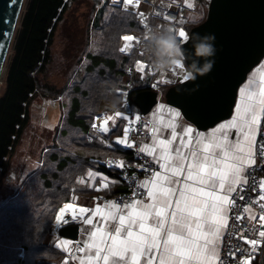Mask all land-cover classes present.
<instances>
[{
    "label": "trees",
    "instance_id": "1",
    "mask_svg": "<svg viewBox=\"0 0 264 264\" xmlns=\"http://www.w3.org/2000/svg\"><path fill=\"white\" fill-rule=\"evenodd\" d=\"M78 1L81 0H28L20 20L14 55L5 73V90L0 97V179L29 121L32 98L57 101L63 114L60 112L52 142L43 152L41 166L17 192L0 203V264L61 262L63 253L46 240L63 203L73 196L85 195L92 199L98 195L76 183V178L87 168L116 177L118 187L104 196L127 190L113 171L92 161L106 157L130 160L128 151L107 146L113 137L121 134L124 121H119L105 135L98 134L91 126L95 116L120 110L121 98L116 90L125 88L127 83L131 86L129 99L135 111L138 109L132 102L133 96L152 90L150 84L155 76L140 80L135 75H127L136 59L150 62L143 50L140 48V54L133 50L129 55L118 51L120 35L142 34L136 21L138 13L123 9L121 4L98 7L96 1L92 7L90 32H86L88 42L75 64L70 85L57 93L38 81L51 63L54 31L70 5ZM195 11L198 17L185 23L187 32L205 20L206 4L197 0ZM113 101L119 103L114 105ZM20 252L22 258L18 257ZM43 253H46L44 257Z\"/></svg>",
    "mask_w": 264,
    "mask_h": 264
},
{
    "label": "snow or ice",
    "instance_id": "2",
    "mask_svg": "<svg viewBox=\"0 0 264 264\" xmlns=\"http://www.w3.org/2000/svg\"><path fill=\"white\" fill-rule=\"evenodd\" d=\"M122 3L128 10L129 6L138 8L140 0H122ZM140 16L143 20L144 13L141 12ZM177 36L182 40L188 38L183 28L178 30ZM121 39L125 42L119 49L122 53L132 48L133 41L139 43L128 34ZM136 67L143 71L145 65L137 62ZM183 69L184 65L178 62L172 72L187 81ZM260 81L262 86L258 92L250 86L240 89L236 115L232 120L219 124L210 135L181 125L182 134L175 149L173 142L178 138L176 129L181 114L168 109L170 119L166 125L161 121V125L172 129V139H158L160 129L154 125L153 144L139 149L153 156L160 168V171L152 173L150 180L140 184L146 190L148 202L133 199L121 208L109 201L104 209L79 208L81 216L91 211V216L101 217L105 225L115 222L111 230L96 226L89 232L86 245L76 250L86 252L94 249L95 252L94 255L87 254L80 264H100L101 261L103 264H223L220 244L228 226L229 210L235 203L231 196L238 186L248 183L246 172L249 168L255 170L253 166L258 164L257 157H260V165L264 166V145H257V133L261 131V118L264 117V75ZM171 82L165 80V83ZM251 83L250 80L249 85ZM159 108L163 110L165 105L161 104ZM115 115L122 116V113L118 111ZM113 118L106 116L100 130L107 132L105 125ZM232 129H236L235 141L229 139ZM128 131L126 128L124 138H117L116 142L132 147L128 142ZM108 163L111 165L113 161ZM115 166L123 168L124 161H115ZM93 175V172H88L89 177ZM102 187L107 188L108 184L103 183ZM259 187V199L264 201V180L259 182ZM73 208L72 204L65 203L59 209L55 217L58 225L65 210ZM260 208L264 211V204H260ZM249 210L248 207L244 209L245 212ZM91 216L84 218L83 223L93 224ZM240 218L235 217L236 220ZM259 219L264 221V214ZM259 237L264 239V230L259 231ZM261 239H247L246 243L255 251ZM68 245L69 241H62L58 246L67 251Z\"/></svg>",
    "mask_w": 264,
    "mask_h": 264
},
{
    "label": "water",
    "instance_id": "3",
    "mask_svg": "<svg viewBox=\"0 0 264 264\" xmlns=\"http://www.w3.org/2000/svg\"><path fill=\"white\" fill-rule=\"evenodd\" d=\"M23 4L24 0H0V80ZM206 6L205 20L191 28L188 36L215 35L213 69L195 81L178 78L164 91L165 103L177 108L198 130L209 129L231 116L238 89L264 59V0H208ZM183 47L191 59V42ZM159 93L144 90L136 93L132 102L146 116L157 104ZM57 234L76 241L78 226L63 225Z\"/></svg>",
    "mask_w": 264,
    "mask_h": 264
},
{
    "label": "built area",
    "instance_id": "4",
    "mask_svg": "<svg viewBox=\"0 0 264 264\" xmlns=\"http://www.w3.org/2000/svg\"><path fill=\"white\" fill-rule=\"evenodd\" d=\"M140 13L137 14L136 21L143 30L142 34L140 36L128 34L134 36L136 41H140V38L152 28L150 21L157 13L168 17L171 21L177 19L176 13H169L166 10H159L155 7L147 12H143V20L141 19ZM145 24H147V28ZM124 43L125 42L121 39L119 49ZM133 50H136L137 53L140 54L139 43L133 41L132 48L129 51L122 53L119 50V52L123 55H129ZM137 62H141L145 65L143 71L137 70ZM160 73L161 71L154 69L150 62L142 59H136L132 68L127 71L128 76L135 75L140 80L152 76L157 77ZM130 87V83H127L125 88L116 90V94L121 98L119 112L122 113L121 117L124 121V125L121 134L113 141V146L129 152L130 160L127 161L122 158L107 157L97 161L104 169L113 171L117 175L119 181L125 185L127 190L111 197L95 198V200L101 201L104 204H108L109 201H112L123 206L125 203H131L133 199L145 200L147 198V193L144 188L140 187V184L146 179L150 180L152 173L159 170L158 165H156L145 152L139 151L140 147H142L145 142L149 141L152 135L149 123L144 119V116L139 111L133 110L131 106L129 99ZM150 87L156 90L158 81L154 79ZM99 117L103 118V115ZM126 128L129 130L128 142L132 147L116 142L117 138H124V130ZM260 129L261 131L257 133L258 146L264 145V117L261 118ZM109 160L113 161V164L109 165ZM117 160L124 161L123 168L115 166V161ZM257 160L258 164L253 166L255 170L253 171L252 168H249L246 172L248 183L238 186L237 191L231 196V199H233L235 203L229 210L228 226L224 231L220 244V257L223 264H264V239L259 237V231L264 230V221L259 219L260 215L264 214V211L260 208V204H264V201L259 199L261 195L259 182L264 180V166L259 163L260 157H257ZM253 178L256 180L255 186L253 185ZM245 207L254 211V217L249 215L250 210L248 212L244 211ZM237 216L241 218L236 220L235 217ZM252 238L261 239V242L255 246V251H253V246L246 243L247 239ZM18 257H22V252L18 254Z\"/></svg>",
    "mask_w": 264,
    "mask_h": 264
},
{
    "label": "crops",
    "instance_id": "5",
    "mask_svg": "<svg viewBox=\"0 0 264 264\" xmlns=\"http://www.w3.org/2000/svg\"><path fill=\"white\" fill-rule=\"evenodd\" d=\"M120 2L122 5V8L125 9V6L123 5L122 0H120ZM202 2H203V4L204 3L206 4L208 2V0H202ZM196 3H197V0H140V4H139L138 8H133V7L129 6L127 11L140 13V12H147L150 9H152L153 7H155L159 10H166L169 13H176L177 19L175 21H171L169 18L164 19V17H166V16H162L159 13H157L154 16V18L150 21L151 27L152 28L161 27V25H162V27L163 26H171L172 28H174L176 30V33L178 32V30L180 28H183L186 31V33L188 34L186 27H185V23L193 21L198 17V15L196 14V11H195ZM189 5H191V7H189ZM181 20H183V23H181ZM261 65H264V59L260 62V64L258 66H256L248 74L246 81L238 89L236 102H235L231 116L228 119L214 125L213 127L209 128V129H206V130L196 129L191 123H189L188 121H186L183 118L181 112L177 108L172 107L170 105H167L165 103L164 89L166 90L171 85L177 83V80L180 77L178 75L173 74V72H172L173 68H171L167 71L161 72L155 78L158 81V88H156V91L160 92L157 96V104L151 109V111L146 116H144V119L147 121V123H149L152 137L149 141L145 142L143 144V146H151L153 144L154 137H153L152 128L154 125L160 129L159 132L157 133L158 139H165V140L172 139V129L161 125V121H163L165 125L169 121L170 116L168 114V109H170V108L175 109L176 111H179L181 114L179 121H178L177 129H176L178 138L176 141L173 142V148L174 149L179 146V136L182 134L181 125L190 126L194 129H196V131H198V132L204 133L205 135H210L213 132V129L218 127L219 124H222V123H225L226 121L232 120V118L236 115V105L240 102V99H241L240 89L244 88L245 86H250L251 88H253L254 90H256L258 92L260 87L262 86L261 81H260V77L262 75H264V69H261ZM183 71L184 72L186 71L185 67H184ZM165 80H170L172 82L171 83H165ZM250 80L252 81L251 85H249ZM54 102H57V101H53V104H54ZM161 104L165 105V108L163 110H161L159 108V106ZM116 112H118V111L101 113L98 116H95V118L93 120L92 125L96 124V119L100 115H103V119L106 116H113L114 118L112 120L108 121L107 125H105L108 128L107 132H103L100 130V126L103 123V121H102L101 124L99 125L101 120H99L97 122L98 125L96 124L97 125L96 128H93L91 126L92 130H94L95 132H97L100 135L107 134L111 129H113L114 127L117 126L119 121H123L121 116L115 115ZM47 120H48V118L46 115L45 122ZM59 120H60V117H59ZM45 122H43V127L47 128V123H45ZM116 137L117 136L113 137L112 142L107 144L108 147H113V141ZM236 138H237L236 129H232L230 132V135H229V139L232 141H235ZM149 157L159 167V164L156 162V160L153 159V156H149ZM92 161L97 163V161H99V159H94ZM39 162H40V160H37V168L39 166H41L42 160L40 163ZM89 171L94 173V175L92 177L88 176ZM158 171H160V168ZM180 179L182 181L183 177H181ZM76 183L82 187L87 188V190H89L91 192L93 191L95 193H98V195L94 196L92 199H88L85 195H82L80 197L73 196L71 198V200L67 203L72 204L74 206V208L65 210V212L63 214L62 222L59 225L57 224L55 217H56V215L59 214V209L61 207H63L65 203H63L60 206V208L57 210L55 217H54V220L51 224V233L48 236L46 241L48 244L53 245V247H55L56 249H58L59 251H61L63 253L64 257L59 264H80V260L82 258L86 259L87 254L90 253V254L94 255V252H95L94 249L87 250L86 252H78L76 249L77 248H83L86 245V243L89 240V232L94 231L96 226H100L102 228H107V229L111 230L113 227V224L115 223V222L110 221L107 225H105V223L101 219V217L91 216V211L88 213H84L83 216H81V214L79 213V208L84 207V208H88L90 210H95V208L100 207L101 209H104L106 204L102 203L101 201L95 200V198L106 197L104 195L109 194L111 191H113V189H116L118 187L116 177H114L112 175H108V174L101 172V171H98V170L87 168L81 176L76 178ZM103 183H107L108 187L103 188L102 187ZM144 201L147 203L148 199L146 198ZM120 207L123 208V206H120ZM249 215L251 217H254V211L250 210ZM74 216L78 217V218L74 219ZM90 216L93 220V224H91V225L84 224L83 219L86 217H90ZM70 223L76 224L78 226V236H77L76 241H71V240L61 238L57 234V229H59L63 225L70 224ZM86 229H87V231H86ZM62 241H69L67 251H65L64 248L58 246ZM100 264H103V262L101 261Z\"/></svg>",
    "mask_w": 264,
    "mask_h": 264
},
{
    "label": "rangeland",
    "instance_id": "6",
    "mask_svg": "<svg viewBox=\"0 0 264 264\" xmlns=\"http://www.w3.org/2000/svg\"><path fill=\"white\" fill-rule=\"evenodd\" d=\"M96 1L100 5L98 7L103 4L107 7L121 4L120 0H116L115 3L113 0L73 2L66 11L63 21L58 24L53 33L50 46L51 63L46 72L38 77V81L57 93L71 83L75 64L78 58H81V51L88 42L86 32H90L92 7H94ZM27 2L28 0H24L22 12L6 57L3 75L0 80V97L5 90V73L14 55L16 37L20 31V20ZM122 35L119 37L118 51ZM53 101L55 100L42 99L37 96L32 98L28 108L29 121L7 160L5 175L0 179V203L17 192L27 178L37 170V160L41 162L45 148L51 144L53 134L59 123L60 112L63 114L60 103L54 102L53 104ZM46 115L48 120L45 122ZM43 122L47 123V128L43 127Z\"/></svg>",
    "mask_w": 264,
    "mask_h": 264
},
{
    "label": "clouds",
    "instance_id": "7",
    "mask_svg": "<svg viewBox=\"0 0 264 264\" xmlns=\"http://www.w3.org/2000/svg\"><path fill=\"white\" fill-rule=\"evenodd\" d=\"M213 33H194L186 40L178 38L176 30L171 26L150 28L139 41L144 55L149 59L151 66L158 71H167L174 68L179 62L186 67L187 81H195L199 76L208 74L215 64L217 52ZM191 42L192 52L184 49V44ZM186 62V64H185ZM119 101H113L117 104ZM43 257L46 253L42 254Z\"/></svg>",
    "mask_w": 264,
    "mask_h": 264
},
{
    "label": "bare ground",
    "instance_id": "8",
    "mask_svg": "<svg viewBox=\"0 0 264 264\" xmlns=\"http://www.w3.org/2000/svg\"><path fill=\"white\" fill-rule=\"evenodd\" d=\"M99 120H101L100 123H99V125H100L101 122L103 121V118H102V117H98V118L96 119V124H97V125H98L97 121H99Z\"/></svg>",
    "mask_w": 264,
    "mask_h": 264
}]
</instances>
